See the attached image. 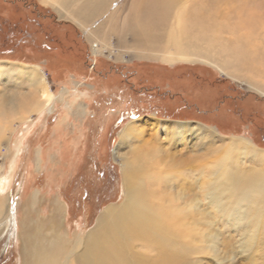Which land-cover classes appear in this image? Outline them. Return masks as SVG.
<instances>
[{
    "label": "rangeland",
    "instance_id": "374dc122",
    "mask_svg": "<svg viewBox=\"0 0 264 264\" xmlns=\"http://www.w3.org/2000/svg\"><path fill=\"white\" fill-rule=\"evenodd\" d=\"M140 1L108 0L98 8L90 24L109 40L93 55L85 31L51 3L0 0V69L8 66L9 76L0 74V93L27 92L11 69L37 64L54 95L45 109L0 116V178L8 176L0 201L13 211L0 230V264H21L23 227L50 219L51 203L62 206L57 219L66 239L94 229L106 207L120 204L123 167H135L142 154L140 185L154 191L192 240L179 237L176 252L199 264H264V161L221 145L234 139L255 154L264 151V22L247 24L248 36L232 39L218 29L219 11L230 0H203L202 12L212 16L203 24L177 18L180 5L143 12ZM174 29L192 37L197 51L213 47L225 73L202 61L154 55L167 48ZM133 117L192 128L172 135L147 125L113 154L121 127ZM69 255L60 253L58 264Z\"/></svg>",
    "mask_w": 264,
    "mask_h": 264
},
{
    "label": "bare ground",
    "instance_id": "6f19581e",
    "mask_svg": "<svg viewBox=\"0 0 264 264\" xmlns=\"http://www.w3.org/2000/svg\"><path fill=\"white\" fill-rule=\"evenodd\" d=\"M40 1L51 3L58 11L59 17L64 16L71 19L81 30L85 31V35L90 41L93 55L101 54L103 52L102 49H107L109 38L104 37L101 34L102 32L98 34L95 30L98 26L95 25L92 28L93 24H90V20H93L98 8L107 5L108 0ZM217 1L219 2L220 0ZM226 1L228 2L229 0L221 3H226ZM140 3L142 4L143 12L152 10L154 13L174 5H180L183 8L180 9V13H177V18L179 17L181 21L193 18L194 20L198 19L203 24L209 23L212 19L211 15L208 17L205 12H202L204 11L202 7L203 0H141ZM263 3L264 0H230L229 9L220 8L221 11H219L218 16H220L219 18L222 22L219 23L218 29L227 38L245 39L248 36V25H255V22H264ZM250 6L254 8L249 10ZM243 14H246L247 17H244ZM199 28L195 31L197 32ZM131 30L133 33L136 32L133 27H131ZM183 33L185 32L182 29H179L178 32L176 29L173 32L169 31L168 39L164 40L165 48H167L154 49L152 53L161 56L166 61H202L211 67H215L221 73H225L224 68L215 64L214 55L216 54L213 53V47L209 45H207V48L200 46V50L197 51L191 45L190 39L192 37L187 38L182 35ZM198 40L199 38L196 37L193 43ZM204 44L206 45L205 42ZM204 49L205 51H203ZM11 71L21 76L29 89L27 92L21 91L19 96L12 93V97L10 94H5L7 90L0 93V116L8 120L11 119L12 114L16 115V112L29 111L36 107L41 110L53 104L54 95L46 84L45 75L41 73L37 64L29 65L26 68H12ZM0 74L6 75V79H8V66L2 65ZM261 85H264V83ZM137 119L139 120V117L130 118L121 127L113 154L119 155L122 146L129 139L131 140L143 134L147 129V125H150L149 128L153 132L157 133L162 129H166L170 134L172 132V135L176 130H187L190 132L192 128L187 123L179 121L174 122L164 119L148 121L142 119L137 122ZM166 124L167 126H165ZM221 145L231 149L242 147L243 149L241 150H245L250 157L264 161V151L261 154H255L251 146L249 147L237 140L232 139V141L221 143ZM18 146L15 148L17 151L16 155L20 151ZM145 155L134 157L137 165L141 157H143L144 161L147 160ZM136 164L132 168L131 165L130 167H123L121 171L122 195L120 204L106 207L102 215L97 218L96 227L88 231L83 237H77L75 241H70L60 232V222H58L59 218L57 216L62 213V206L57 202L51 203L53 209L50 219L47 221L41 220L37 223L31 222L27 227L24 226L20 248L21 264H58L59 254L65 255L68 250L70 255L68 263L65 261L67 264H75L73 263L75 259L78 260V264H199V258H194L184 253L180 254V251L176 252L174 250L178 244L179 237L188 240L190 243L192 240L189 238L187 231L177 230L181 223H178L177 227V222L170 220L168 215L163 212V203L160 200L158 201L154 191L142 188L136 176L140 174L138 172L139 166ZM7 178V175H2L0 178L1 193L6 187ZM10 201L12 202V200ZM6 204L0 201V230L3 229V226L8 225L13 216L12 207ZM262 208L264 210V206ZM161 215L162 217L164 215L165 218L161 219ZM174 218L176 219L177 217L175 216ZM178 219L180 220L179 217ZM49 225H53L54 230L47 233L45 230L49 228ZM174 233L176 234L173 235ZM188 242L186 241L185 243ZM167 244L168 249L166 248Z\"/></svg>",
    "mask_w": 264,
    "mask_h": 264
}]
</instances>
